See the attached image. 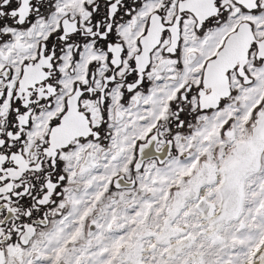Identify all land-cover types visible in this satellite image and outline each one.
I'll return each mask as SVG.
<instances>
[{
  "label": "snow or ice",
  "instance_id": "1",
  "mask_svg": "<svg viewBox=\"0 0 264 264\" xmlns=\"http://www.w3.org/2000/svg\"><path fill=\"white\" fill-rule=\"evenodd\" d=\"M0 264H264V0H0Z\"/></svg>",
  "mask_w": 264,
  "mask_h": 264
}]
</instances>
